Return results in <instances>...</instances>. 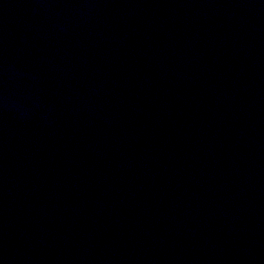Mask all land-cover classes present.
Listing matches in <instances>:
<instances>
[{"label":"water","instance_id":"95a60500","mask_svg":"<svg viewBox=\"0 0 264 264\" xmlns=\"http://www.w3.org/2000/svg\"><path fill=\"white\" fill-rule=\"evenodd\" d=\"M0 264H264V0H0Z\"/></svg>","mask_w":264,"mask_h":264}]
</instances>
